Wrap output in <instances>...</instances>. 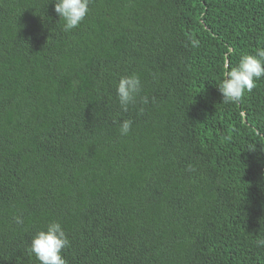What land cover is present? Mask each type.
<instances>
[{
	"label": "trees",
	"instance_id": "16d2710c",
	"mask_svg": "<svg viewBox=\"0 0 264 264\" xmlns=\"http://www.w3.org/2000/svg\"><path fill=\"white\" fill-rule=\"evenodd\" d=\"M63 25L0 0V264H40L53 221L67 264H264V77L239 103L216 86L264 48V0H90Z\"/></svg>",
	"mask_w": 264,
	"mask_h": 264
},
{
	"label": "clouds",
	"instance_id": "9594fccd",
	"mask_svg": "<svg viewBox=\"0 0 264 264\" xmlns=\"http://www.w3.org/2000/svg\"><path fill=\"white\" fill-rule=\"evenodd\" d=\"M89 3L90 0H54V10L64 21V31H71L80 25L89 12ZM193 43L195 45L196 42ZM225 69L222 79L216 84L217 89L224 102L239 103L245 92H251L256 87V81L264 77V48H258L255 54L242 55L235 66L226 64ZM142 89L138 75H127L119 79L116 93L123 111L127 112L129 105L136 102ZM143 99L147 103V97ZM131 127V120H123L120 134L128 135ZM247 150L255 151L256 145H249ZM15 219L17 224L23 223L22 218ZM69 243L61 224L53 221L32 237L29 251L40 264H67L61 253ZM256 244L257 247H264V239L257 240Z\"/></svg>",
	"mask_w": 264,
	"mask_h": 264
},
{
	"label": "bare ground",
	"instance_id": "6f19581e",
	"mask_svg": "<svg viewBox=\"0 0 264 264\" xmlns=\"http://www.w3.org/2000/svg\"><path fill=\"white\" fill-rule=\"evenodd\" d=\"M18 22V21H17ZM6 101V100H5ZM56 128V127H55ZM21 130V129H20ZM40 135V134H39ZM251 180V179H250ZM243 184V183H242ZM250 207V206H249Z\"/></svg>",
	"mask_w": 264,
	"mask_h": 264
}]
</instances>
